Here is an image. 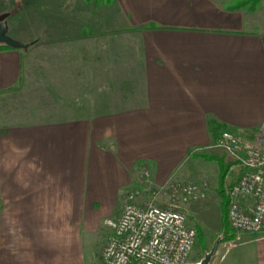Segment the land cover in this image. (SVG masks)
<instances>
[{"label":"crops","instance_id":"0c3cea01","mask_svg":"<svg viewBox=\"0 0 264 264\" xmlns=\"http://www.w3.org/2000/svg\"><path fill=\"white\" fill-rule=\"evenodd\" d=\"M111 1L109 32L70 37L71 0H48L16 38L46 40L0 48V264H87L141 171L165 182L210 120L264 122V0ZM235 238L220 264H264V232Z\"/></svg>","mask_w":264,"mask_h":264},{"label":"built area","instance_id":"2783aa9c","mask_svg":"<svg viewBox=\"0 0 264 264\" xmlns=\"http://www.w3.org/2000/svg\"><path fill=\"white\" fill-rule=\"evenodd\" d=\"M209 148L225 153L241 171L229 192L230 229L236 235L264 232V122L253 134L223 131ZM140 178L150 185L148 171H141ZM207 189L205 182L169 178L142 204V189L127 192L117 220L104 221L110 235L101 255L103 264H186L196 232L175 206L204 200Z\"/></svg>","mask_w":264,"mask_h":264},{"label":"rangeland","instance_id":"374dc122","mask_svg":"<svg viewBox=\"0 0 264 264\" xmlns=\"http://www.w3.org/2000/svg\"><path fill=\"white\" fill-rule=\"evenodd\" d=\"M19 0H8L9 9L8 12L13 13V16H10L7 21L10 23L11 30L8 33V36L15 40L16 38H20L22 36H18L20 33L19 30L23 31L24 29H30L34 27H46L47 21L53 16L54 11L50 9L47 10V1L48 0H26V2H30V5H26L24 11L22 13H18L15 15L16 8L14 6H18ZM38 1V2H37ZM85 1V2H84ZM37 2V3H36ZM91 2V3H90ZM55 3H62V0H56ZM54 2H50V6H53ZM92 0H72L70 7L68 8L72 20L71 27L66 26V33H69L70 37H77V35H81L83 31H93V32H103L109 31L114 28H118L122 24V20L117 19V11L113 7L104 8L99 15H103L102 18H97L92 20L91 17L95 16L94 13L91 12ZM108 9V10H106ZM58 14V12L56 13ZM97 14V13H96ZM79 15H85L86 20L83 18H79ZM120 16V15H119ZM91 19V20H90ZM27 28H25L27 23ZM51 20V19H50ZM82 22V27L79 26V23ZM86 22V23H85ZM103 24V25H102ZM18 30V31H17ZM29 31V30H28ZM46 38V37H44ZM17 41V40H15ZM19 42V41H18ZM213 144V143H212ZM210 154L221 155L223 152L217 149H210L206 147V150ZM228 161H232L227 156ZM233 162V161H232ZM239 169L234 166L231 169V177H236ZM217 176L218 169L217 165L213 162H206L198 158H185L184 161L179 165V167L173 171L169 178H173L179 182L185 183H202L205 182L208 185V189L206 192V198L202 201L193 202L185 205L175 206L177 210L181 211L186 215L187 225L191 228L195 229L198 227L203 234V242L201 247L197 245V241L195 242L192 253L186 264H199L203 259L204 255L211 250L213 243L220 238V242L217 245L216 251L210 261V264H220L221 259L224 255L225 250L230 246L234 245L236 242V232L231 230V235L233 238L231 240L223 241V233H222V222H221V211H220V200L216 193L217 186ZM164 182V181H163ZM163 182L161 184H163ZM141 185H138L136 188L142 189V202H148L152 199V193L156 189L157 186L151 179L150 185H145L144 182H140ZM160 201V200H158ZM161 201H165L162 199ZM160 201V202H161ZM161 204V203H160ZM173 205L170 206L172 208ZM105 225V224H104ZM102 229L104 231L103 240L100 245H97L93 250H89L87 256V264H103L102 262V251L106 244V239L109 234L108 229L102 225ZM109 237V236H108ZM100 242V241H99ZM99 244V243H98ZM229 251V250H228Z\"/></svg>","mask_w":264,"mask_h":264},{"label":"trees","instance_id":"16d2710c","mask_svg":"<svg viewBox=\"0 0 264 264\" xmlns=\"http://www.w3.org/2000/svg\"><path fill=\"white\" fill-rule=\"evenodd\" d=\"M86 1L89 2V0H86ZM261 1L262 0H247L246 4L250 5L251 8H254ZM17 4H18L17 7L14 6V8H16L15 15H18V13L19 14L22 13V11H24V8H26V5L27 4L30 5L31 3L30 2H22V3L18 2ZM112 4L113 3L111 0H92L93 8H92L91 12L94 13L95 16L91 17V19L95 20L97 18H102L103 15L102 14L99 15V12H101L104 8L113 7ZM106 10H108V9H106ZM9 14H10L9 16H13V13L10 12ZM26 25H28V23ZM149 28H153V26H149ZM125 29H119V30H125ZM109 31H105V32H109ZM96 33H98V32L83 31V33L81 35H77V37H75V38L94 36V34H96ZM44 37H46L45 34L40 36V37H36L34 40L29 41L28 45L31 47V46H34L35 44H37V42H39L41 39L46 40V38H44ZM0 48L12 49V48L7 47L5 45H0ZM209 127L211 129L210 133L213 135V138L215 140L218 138L220 133L223 131H229L232 133H236V131L234 129L218 125L213 120H210ZM205 150H206V148L191 149L188 151L186 158L187 159L198 158V159H201V160L206 161V162H213L217 165L218 176H217L216 193H217L219 200H220V211H221V222H222V228L221 229H222V233H223L222 240L223 241L231 240L233 238V235H231V230L229 229V225H228V221H227V212H228V207H229V204L231 201V197H230L229 192H230V189L238 182L239 177L241 175V171L239 170L236 177H231V174H230L231 169H232V167L236 166V163L232 162V161H228L227 155L225 153H222L221 155H215V154H210ZM194 230L196 232L197 245L201 247L203 239H204L203 234L198 227H195Z\"/></svg>","mask_w":264,"mask_h":264},{"label":"water","instance_id":"95a60500","mask_svg":"<svg viewBox=\"0 0 264 264\" xmlns=\"http://www.w3.org/2000/svg\"><path fill=\"white\" fill-rule=\"evenodd\" d=\"M8 17L9 14L7 13L0 15V45H5L7 47L15 48V49H23V50L28 49L29 47L28 44L15 41L8 36V25L6 21ZM219 242H220V238H218L213 243L211 250L204 255L203 259L200 261L199 264H210V261L216 251Z\"/></svg>","mask_w":264,"mask_h":264}]
</instances>
